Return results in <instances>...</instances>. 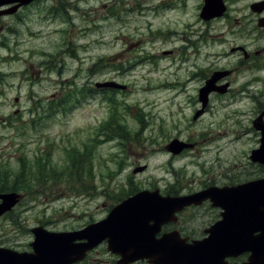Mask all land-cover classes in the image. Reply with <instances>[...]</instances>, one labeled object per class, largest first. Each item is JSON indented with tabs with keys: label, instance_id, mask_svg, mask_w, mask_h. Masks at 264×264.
<instances>
[{
	"label": "rangeland",
	"instance_id": "rangeland-1",
	"mask_svg": "<svg viewBox=\"0 0 264 264\" xmlns=\"http://www.w3.org/2000/svg\"><path fill=\"white\" fill-rule=\"evenodd\" d=\"M135 1L32 0L0 16V179L22 184L23 167L24 177L39 168L59 176L30 182L20 204L0 216V247L31 251V229H81L131 191L186 195L213 181L264 177V166L249 159L259 147L250 111L263 85L248 96L235 92L246 84L235 81L232 94H212L203 109L199 89L236 66L238 54L224 55L228 48L209 37L190 1L183 12L150 18L154 30L140 28ZM163 25L179 35L155 41ZM106 81L128 91L100 93L95 85ZM173 141L189 148L174 156L167 151ZM214 214L186 211L181 228L198 233ZM86 259L81 264H118L120 257L104 244Z\"/></svg>",
	"mask_w": 264,
	"mask_h": 264
},
{
	"label": "water",
	"instance_id": "water-1",
	"mask_svg": "<svg viewBox=\"0 0 264 264\" xmlns=\"http://www.w3.org/2000/svg\"><path fill=\"white\" fill-rule=\"evenodd\" d=\"M16 1L26 4L32 0H0V7ZM205 11L206 7L202 17H206ZM217 79L214 76L201 89L203 107ZM97 87L125 89L115 82L97 84ZM186 147L189 145L173 141L168 150L179 154ZM260 151H253L254 162L264 161L260 159L263 153ZM217 196L220 200L216 205L224 210L223 220L209 230L207 239L188 243L178 233L156 238L172 214L208 199L215 201ZM20 198L16 193L0 194V216L10 211ZM256 232L259 235L254 236ZM32 233L35 236L31 244L33 253L0 248V264H75L103 241L108 242V251L121 257L118 264L145 260L150 264H227V258L246 252L251 256L245 264H264V180L217 192L208 189L184 197H162L159 190L143 191L115 207L106 219L81 231L54 233L39 227Z\"/></svg>",
	"mask_w": 264,
	"mask_h": 264
},
{
	"label": "flooded vegetation",
	"instance_id": "flooded-vegetation-1",
	"mask_svg": "<svg viewBox=\"0 0 264 264\" xmlns=\"http://www.w3.org/2000/svg\"><path fill=\"white\" fill-rule=\"evenodd\" d=\"M189 1L193 9L199 13L200 17L206 0H136L133 5L135 12L140 14V28H148L150 30L153 27L151 19L153 21L156 19H164L168 16L169 12H183V9ZM219 2L221 3L219 7L212 3L213 9L211 13L215 14L211 16L214 17L210 20H203L201 17L200 19L208 25L209 37H212L214 41H219L223 49L225 48L227 50L228 48L229 52L224 54L226 57H230L233 54H238L239 56L238 64L231 67V69L225 70L227 73L226 78L219 80V84H222V82L230 84V88L227 91L229 95L233 91L232 83L235 81H243L248 85L235 92H241L248 96L251 95L250 90L254 84H262V90L256 98L257 110L250 111V113L256 114V117L262 114L264 115V0H219ZM138 7L140 8L138 9ZM172 35L179 34L176 30L165 27L163 30H158L155 41L160 39L166 40ZM198 36L202 38L204 34H199ZM220 56L221 54L217 55V57ZM225 80L228 81L226 82ZM251 123L254 127L256 126L254 120H251ZM255 134L257 141L260 143L261 134L257 131ZM235 183L230 181L218 184L213 181L204 184L205 187L202 189L208 186L233 187L236 185ZM169 193L167 195H179L174 189H171ZM212 205L213 203L207 201L200 206L208 207L209 210L215 213L212 220H210V224L202 231L187 234L185 232L186 230L181 228L182 217L190 208L180 213V219L177 223H168L165 225L158 236H161L163 233L178 230L181 236L187 238L189 241L205 239L208 235L209 228L222 219V211L219 208H213ZM248 257L249 254H246L235 259H229L228 261L230 264L243 263ZM144 264H147V262H144Z\"/></svg>",
	"mask_w": 264,
	"mask_h": 264
},
{
	"label": "trees",
	"instance_id": "trees-1",
	"mask_svg": "<svg viewBox=\"0 0 264 264\" xmlns=\"http://www.w3.org/2000/svg\"><path fill=\"white\" fill-rule=\"evenodd\" d=\"M63 101H66V99H64ZM61 102L59 103L60 106L63 104ZM53 108H54V106H52V109ZM117 116H118L117 110H115L112 114V117H114V119H115ZM113 121H115V120L111 119L109 123H111ZM120 134L122 135L123 133H120ZM79 161L80 160L77 156L73 157L71 159V164L73 166H76ZM26 172H28V170H26V168L24 169V167H23L22 171L18 175V177L23 178L22 184L19 183V181L17 179H16V182L12 183V184H9L7 179H3V180L0 179V192L1 193L17 192V193L28 194L31 191V189H29L30 188V185H29L30 182L35 181V180L40 181V182H46L49 179L56 180V177L59 178L58 175H55V173H56L55 169H51V170L45 172V170H41V168H39L37 172L28 174L26 177H24V175H26ZM10 173L11 172L9 170H6V169L2 170V172H1V174L4 175V177H6V178L11 177ZM124 196L125 195H121L119 197L124 198Z\"/></svg>",
	"mask_w": 264,
	"mask_h": 264
}]
</instances>
